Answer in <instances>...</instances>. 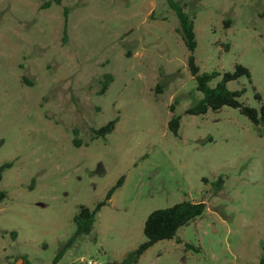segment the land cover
Returning <instances> with one entry per match:
<instances>
[{"label":"rangeland","instance_id":"374dc122","mask_svg":"<svg viewBox=\"0 0 264 264\" xmlns=\"http://www.w3.org/2000/svg\"><path fill=\"white\" fill-rule=\"evenodd\" d=\"M176 1L194 19L196 64L220 73L210 85L243 65L251 80L228 88L259 109L264 0ZM179 27L167 0H0V166L13 163L0 180V264H51L61 250L58 264L122 263L146 241L148 215L182 201L204 213L136 264H260L264 135L231 107L185 113L203 95ZM121 177L92 232L68 246L79 207Z\"/></svg>","mask_w":264,"mask_h":264},{"label":"trees","instance_id":"16d2710c","mask_svg":"<svg viewBox=\"0 0 264 264\" xmlns=\"http://www.w3.org/2000/svg\"><path fill=\"white\" fill-rule=\"evenodd\" d=\"M53 1L56 4H61L62 2V0ZM167 3L176 13L179 20L180 27L177 31L181 35L186 49L191 53L189 57V70L196 82L197 91L203 95V98L198 103L188 108L185 113L188 115H201L206 114L210 109L212 111H219L225 106L231 107L238 109L240 113L246 116L259 130L260 135H264V103H262L261 94L254 88L255 97L261 102L260 108L257 109L240 100L246 89L230 90L228 88L229 82L235 81L240 77L246 76L251 80L250 71L243 65L237 64L233 71L224 73L222 79L215 86H211L210 82L220 76V73L217 71L211 73L201 72L200 67L195 62L193 53L197 47V41L194 31V19L185 11L184 5L180 2L176 0H167ZM49 5H51V3H47V6ZM261 15L264 17V12ZM227 49H229L228 46ZM112 81L113 76L107 75L103 92L106 91ZM157 89L160 90L159 85L157 86ZM171 111L174 112V106H171ZM180 120V116L173 115L172 119L169 121V129L175 134L178 133L180 128ZM116 123L117 119L112 120L96 130L95 138L106 137L114 130ZM12 164V162H8L0 166V180H2L4 170L10 168ZM123 181L124 177H121L117 184L108 192L105 201L98 203L94 209L85 205L79 207V210L73 219L76 225V233L69 240L67 244L68 246H70L78 237L88 235L92 232L99 210L111 198L114 191L122 185ZM222 184L223 177L220 176L216 185L220 188L222 187ZM5 196L6 192L0 191V200ZM205 207L206 204L203 201H182L171 207L154 210L148 215L144 223L143 233L146 237V241L140 244L136 250L130 252L122 263L112 262L107 264H136L141 255H143L148 248L159 241L175 238L180 228L189 225L192 221L202 216ZM177 242H180V240L178 239ZM187 247L191 246L187 245ZM63 253L64 250H61L51 264H58ZM21 263L31 264L26 257L21 259ZM260 264H264V257L260 259Z\"/></svg>","mask_w":264,"mask_h":264},{"label":"built area","instance_id":"2783aa9c","mask_svg":"<svg viewBox=\"0 0 264 264\" xmlns=\"http://www.w3.org/2000/svg\"><path fill=\"white\" fill-rule=\"evenodd\" d=\"M87 264H99V263H97L95 261H89V262H87Z\"/></svg>","mask_w":264,"mask_h":264}]
</instances>
